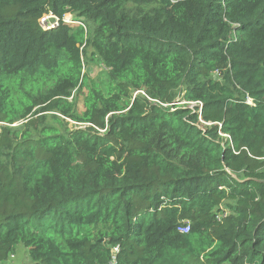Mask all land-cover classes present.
<instances>
[{
    "label": "trees",
    "instance_id": "1",
    "mask_svg": "<svg viewBox=\"0 0 264 264\" xmlns=\"http://www.w3.org/2000/svg\"><path fill=\"white\" fill-rule=\"evenodd\" d=\"M260 181L264 0H0V262L264 264Z\"/></svg>",
    "mask_w": 264,
    "mask_h": 264
},
{
    "label": "rangeland",
    "instance_id": "2",
    "mask_svg": "<svg viewBox=\"0 0 264 264\" xmlns=\"http://www.w3.org/2000/svg\"><path fill=\"white\" fill-rule=\"evenodd\" d=\"M81 74L86 77L88 87L83 88L81 92H73L72 96L74 99H68L69 102H73L74 114H80L84 110L83 100L87 94L88 88H90L92 84H96L101 89H104L110 82L107 69L103 67L102 63L96 56L93 57V60H88L87 62L83 63ZM54 114L60 119H63V117L57 113L47 112L44 114V122L48 125L50 124L58 127V123L52 118ZM64 121L67 123V127L69 129H73L75 127L71 119L65 118ZM26 252L27 250L24 248V246L18 244L15 247L14 253L6 261L0 262V264H27L29 263V259Z\"/></svg>",
    "mask_w": 264,
    "mask_h": 264
},
{
    "label": "built area",
    "instance_id": "3",
    "mask_svg": "<svg viewBox=\"0 0 264 264\" xmlns=\"http://www.w3.org/2000/svg\"><path fill=\"white\" fill-rule=\"evenodd\" d=\"M61 21L68 25V26H78V25H81L84 29L85 26L82 24L81 20H77L75 21L73 19V17L71 15H65ZM60 23V19L53 16V15H45L43 16L40 21H39V25L41 27L42 30L44 31H48V30H52V29H55L57 28V26L59 25ZM137 93H141L142 95H144L142 92H137ZM137 93H134V95H136ZM175 104H180V105H185L188 109L192 110V111H196L197 112V117H198V126L202 129H204L205 127H208V126H211L212 124L211 123H207V122H204L201 118V109H202V103L200 101H195V102H192V101H180L178 103H175ZM246 104L250 105V106H253V103H252V100L247 98L246 99ZM75 126H83L82 124H78L76 122H72ZM220 127V125H219ZM100 132H104L103 130H99ZM218 134L224 138H229L227 135H224L222 134L221 132H218ZM178 231L180 233H183V234H186L188 233L189 231V224L188 223H185L183 224L182 226H180L178 228ZM112 254H115L117 253V247L113 248L112 249ZM114 257H113V260L110 264H114Z\"/></svg>",
    "mask_w": 264,
    "mask_h": 264
},
{
    "label": "water",
    "instance_id": "4",
    "mask_svg": "<svg viewBox=\"0 0 264 264\" xmlns=\"http://www.w3.org/2000/svg\"><path fill=\"white\" fill-rule=\"evenodd\" d=\"M261 183H264V181H260Z\"/></svg>",
    "mask_w": 264,
    "mask_h": 264
}]
</instances>
